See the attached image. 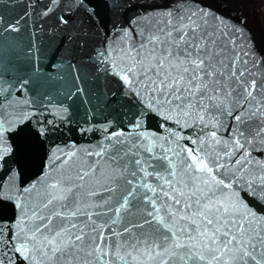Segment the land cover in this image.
Returning <instances> with one entry per match:
<instances>
[{
	"label": "snow or ice",
	"instance_id": "1",
	"mask_svg": "<svg viewBox=\"0 0 264 264\" xmlns=\"http://www.w3.org/2000/svg\"><path fill=\"white\" fill-rule=\"evenodd\" d=\"M54 4L61 0H49L41 15ZM126 6L140 11L127 27L114 24L89 60L106 108L137 101L130 123L105 127L107 143L95 150L55 149L37 182L18 185L21 173L8 168L0 202L16 211L0 219V264H264V160L253 157H264V49L243 38L242 21L226 22L203 0ZM62 10L59 26L72 11L98 17L92 0H65ZM19 22L0 35L18 32ZM70 70L77 86L67 98L79 93L87 103L82 70ZM29 86L44 87L35 64L0 51V96ZM153 116L180 130L150 131ZM30 119H0V169L14 151L9 134ZM187 127L199 134L183 135Z\"/></svg>",
	"mask_w": 264,
	"mask_h": 264
},
{
	"label": "water",
	"instance_id": "2",
	"mask_svg": "<svg viewBox=\"0 0 264 264\" xmlns=\"http://www.w3.org/2000/svg\"><path fill=\"white\" fill-rule=\"evenodd\" d=\"M242 1L246 2V12L249 4L252 5L247 14L252 16L251 21L254 23H250L249 31L245 30L246 36L243 38L250 35L254 38V43L264 49V28L258 21L255 22L260 3L252 0H203V3L212 5L219 15L225 17L226 22L238 23L243 16V12L238 11L242 10L239 7ZM92 2L97 5L96 20H88L83 11H72L70 23L59 26L57 16L65 14L66 10H62L65 0H61L60 7L52 5L54 11L47 16H42L41 13L48 6L49 0H0V16L3 17L0 27L17 19L20 21L18 32L0 35V51H11L21 65L34 63L39 70V78L44 83L43 88L29 86L23 92L9 89L12 91L11 97L7 93L0 96V119H16L25 113L31 116L22 127L17 126L16 132L9 134V142L12 143L14 151L11 157L6 158L5 168L0 169V177L10 167L21 173L15 181L18 185L37 182V178L45 171V163L51 162L49 156L55 149L69 151L75 146L95 150L101 143H107L104 140L108 134L104 131L105 127L108 132L127 129L131 120L129 109L134 111L137 101L133 99L129 102L125 99L123 103L127 107L123 109L117 105L106 108L104 97L98 95L99 80L90 75V57L84 58V55L90 53L94 56V49L107 38L114 24L127 27L128 21L140 10L134 6H126L129 3L135 5L136 0H107V4L105 0ZM108 4L111 6H107ZM252 7L255 10V19ZM52 65L57 67H51ZM70 65H76L78 70H82L79 86L85 89L87 103L79 93L71 99L67 98V90L77 86ZM5 78L12 77L10 75ZM108 84L119 95L121 85L114 82L112 77H109ZM61 104L69 109L67 122L59 119L62 113ZM44 122L51 123L46 125L47 133L38 138L36 131ZM89 125H93L91 131L80 130L88 128ZM145 125L150 131L164 136L168 135L167 129L180 130L171 122H165L156 116L145 121ZM182 134H191L195 138L199 129L193 131L191 127H187ZM180 143H187V140ZM15 211L11 202H0V219L11 221Z\"/></svg>",
	"mask_w": 264,
	"mask_h": 264
},
{
	"label": "rangeland",
	"instance_id": "3",
	"mask_svg": "<svg viewBox=\"0 0 264 264\" xmlns=\"http://www.w3.org/2000/svg\"><path fill=\"white\" fill-rule=\"evenodd\" d=\"M15 1H18V0H15ZM252 1H254V3H258V4L260 3L261 4V6H259V8H258L259 9V11H258L259 13L257 12V18L255 17V12H254L255 10H254L253 7H252V10H253L252 15H253V19L256 18L255 19V22L258 21L259 25L262 28H264V0H252ZM251 6L252 5L249 4V6L247 8V12H246V2L245 1H242L241 4H240V6H239L242 10H239L238 9V11H241V13L243 12L242 21L246 22V24H243L246 31H249L250 23H251V25L254 24L251 21L252 16L251 17L248 16ZM102 12H104V11H102ZM246 19H247V21H246ZM262 34H263V32H262ZM258 35L261 37V34L260 33ZM248 37H251V36L249 35ZM252 40L254 42V38H252ZM261 42H262V39H261ZM90 55L92 56V54H90V53L85 54L84 55V58H86V56L87 57H91ZM113 80H114V82H117L114 78H113ZM253 157H255L256 159H262V160H264V157H261L260 156L259 150L253 152Z\"/></svg>",
	"mask_w": 264,
	"mask_h": 264
}]
</instances>
